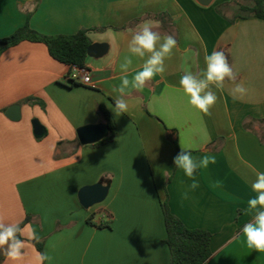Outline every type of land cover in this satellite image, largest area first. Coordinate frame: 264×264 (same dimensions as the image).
<instances>
[{"label":"crops","instance_id":"0c3cea01","mask_svg":"<svg viewBox=\"0 0 264 264\" xmlns=\"http://www.w3.org/2000/svg\"><path fill=\"white\" fill-rule=\"evenodd\" d=\"M236 11L234 0H0V39L29 23L45 35L86 29L92 44L108 46L99 57L88 55V85H71V66L54 59L43 43L22 41L0 57V217H30L27 223L52 257L46 264H170L165 199L187 227L212 234L206 264H264V253L248 248L241 232L251 219L245 214L251 181L255 171H264V19L231 22ZM160 14L163 21L152 17ZM144 21H158L154 30L174 36L177 47L163 76L142 91L130 89L128 111L117 116L119 66L130 56L132 31ZM213 50L225 52L247 93L234 100V84L226 81L223 91L214 89L217 102L204 114L177 89L182 63L199 72ZM131 58L129 79L143 64ZM15 105L17 120L7 115ZM100 105L116 123L115 137L97 147L83 145L79 128L105 125ZM166 128L177 131L178 147L179 140L196 146L194 157L216 159L198 171L194 191L175 168ZM93 184L107 186L108 195L84 208L79 191ZM103 211L113 216L112 226H91V215L95 223L106 220ZM0 264H7L2 253Z\"/></svg>","mask_w":264,"mask_h":264},{"label":"clouds","instance_id":"9594fccd","mask_svg":"<svg viewBox=\"0 0 264 264\" xmlns=\"http://www.w3.org/2000/svg\"><path fill=\"white\" fill-rule=\"evenodd\" d=\"M159 27L158 21H144L132 31L128 40L126 56L120 64L121 83L117 89L119 96L114 100V113L119 116L127 113L128 103L124 98L129 90L142 91L145 86L157 75L163 76L166 72V59L170 58L177 47V41L172 35H162L154 28ZM131 57H137L143 61L142 67L129 79L128 71L133 61ZM204 68L199 72H193L186 66L181 67L183 75L179 80L178 91H182L187 97L188 104L204 114H210V109L216 104L217 91H223L225 82H233L230 89L233 99H243L247 89L243 83H236L237 75L228 62V57L223 51L213 50L204 57ZM87 77H85V80ZM180 151L173 158L176 169L181 170L191 181L188 191H194L199 187L197 173L200 169H207L210 164H215L214 156L205 155L197 158L193 152L197 150L195 145L185 144L179 140ZM220 181L214 186L219 187ZM253 193L247 200L245 214L251 219L242 229L244 243L250 249L258 253H264V171H255V179L250 184ZM188 191L182 193V199L188 198ZM41 237L31 223L23 220L6 222L0 217V253L6 258L7 264H46L52 257L45 251L36 249Z\"/></svg>","mask_w":264,"mask_h":264},{"label":"trees","instance_id":"16d2710c","mask_svg":"<svg viewBox=\"0 0 264 264\" xmlns=\"http://www.w3.org/2000/svg\"><path fill=\"white\" fill-rule=\"evenodd\" d=\"M234 2L237 5V11L234 18L230 20L231 22L237 18L257 17L264 19V0H251L247 3L234 0ZM152 17L164 20L161 14ZM88 32V30L82 29L71 35H45L34 30L27 23L25 26L18 28L13 34L0 39V57L4 50L22 41L39 42L45 44L50 55L59 62L83 68L88 57V48L92 44ZM99 113L109 131L101 141L91 144L93 147L111 142L115 137L116 123L112 115L103 105H100ZM166 131L168 138L175 146L177 155L180 151L178 133L176 130L168 128H166ZM170 180L171 177L168 181ZM162 210L167 230L166 242L170 248V264H206L212 256L210 246L212 234L204 229L187 227L181 219L171 212L167 199L162 202ZM100 213H103L106 217L105 221L95 223V215H91L88 218V223L98 228H110L113 223V216L106 211ZM29 220L30 217L28 216L24 223L29 222ZM36 246L39 251L43 252V241H39Z\"/></svg>","mask_w":264,"mask_h":264},{"label":"water","instance_id":"95a60500","mask_svg":"<svg viewBox=\"0 0 264 264\" xmlns=\"http://www.w3.org/2000/svg\"><path fill=\"white\" fill-rule=\"evenodd\" d=\"M202 5H209L213 0H198ZM107 44L93 43L88 48V55L99 57L107 50ZM11 119L17 120L20 117V106L15 105L9 108L8 114ZM34 132L37 135L43 133V127L38 119L33 120ZM108 127L103 124H92L79 128L77 130L78 139L83 145H91L101 141L108 134ZM109 188L102 184H93L84 186L79 191V200L84 208H89L95 204L101 203L108 195Z\"/></svg>","mask_w":264,"mask_h":264},{"label":"built area","instance_id":"2783aa9c","mask_svg":"<svg viewBox=\"0 0 264 264\" xmlns=\"http://www.w3.org/2000/svg\"><path fill=\"white\" fill-rule=\"evenodd\" d=\"M85 77L87 79L85 80ZM68 81L72 83H80L84 85H88L91 83V74L89 70L85 67L79 68L76 66H71V71L68 75Z\"/></svg>","mask_w":264,"mask_h":264}]
</instances>
